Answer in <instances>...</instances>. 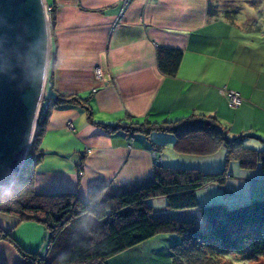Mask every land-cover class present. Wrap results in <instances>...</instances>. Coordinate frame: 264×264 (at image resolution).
<instances>
[{
    "label": "crops",
    "instance_id": "obj_1",
    "mask_svg": "<svg viewBox=\"0 0 264 264\" xmlns=\"http://www.w3.org/2000/svg\"><path fill=\"white\" fill-rule=\"evenodd\" d=\"M45 1L50 13L53 9L55 13L54 61L45 97L62 94L87 98L93 120L77 105L51 110L40 145L45 155L35 171L37 193L69 192L88 201L93 192L109 196L144 186L152 179L156 162L174 167L187 165L186 155L183 159L174 150V137L168 133L147 137L121 129L112 131L110 126L120 122L214 115L231 138L245 135L246 146L264 148V56L254 48V38L246 37L248 34L237 30L223 15L212 16L208 0H132L123 15V0ZM161 48L183 51L175 75L160 66ZM98 69L102 70L101 76ZM228 91L240 92L243 104L232 106ZM218 157L223 160L220 165L210 158L196 167L222 170L225 155ZM210 188L220 192L221 202L231 207L243 205L264 198V172L260 165L241 168L232 162L224 184H208L197 190L200 204L211 203L203 193ZM163 205L164 213H157L154 207L155 214L201 221L197 209L171 210L166 199ZM178 212L188 215L177 217ZM0 229L10 231L28 252L47 251V231L40 223L20 222L14 215L0 213ZM88 229L89 225L84 233ZM170 238L166 243L172 242L165 251L169 257L176 243ZM128 250L107 263L115 264L117 256ZM263 258L243 260L262 264ZM21 261L18 249L1 239L0 262ZM167 261L165 264H172V259Z\"/></svg>",
    "mask_w": 264,
    "mask_h": 264
},
{
    "label": "trees",
    "instance_id": "obj_2",
    "mask_svg": "<svg viewBox=\"0 0 264 264\" xmlns=\"http://www.w3.org/2000/svg\"><path fill=\"white\" fill-rule=\"evenodd\" d=\"M208 3L212 16L233 19L230 9L223 6L219 9L215 0ZM50 18L53 39L54 9ZM183 56L182 50L170 48H161L158 53L160 66L170 75L178 72ZM43 100L24 166L14 185L0 194V213L14 215L20 222L40 223L47 231V251L43 254L26 251L10 231L0 229V240H8L20 252V264H108V259L162 233H175L181 239L170 248L172 264H234L230 260L221 262L227 259L223 255L226 252L237 253L246 260L264 257V198L231 207L224 202L200 204L197 197V190L205 185L224 184L232 162L241 168L260 165L264 172V148L246 146L245 135L231 138L228 129L214 115L192 114L163 122H120L110 126L112 131L121 129L130 135L147 137L157 132L172 134L174 150L182 155L207 157L225 147L224 169L207 171L156 162L152 179L132 191L109 196L93 192L88 201L69 192L41 194L34 188L35 171L45 155L40 145L51 110L77 105L93 120L87 98L57 94L44 96ZM160 197L166 199L171 210L197 209L201 221L155 214L152 200ZM83 217L91 221L89 229L71 239L68 224Z\"/></svg>",
    "mask_w": 264,
    "mask_h": 264
},
{
    "label": "water",
    "instance_id": "obj_3",
    "mask_svg": "<svg viewBox=\"0 0 264 264\" xmlns=\"http://www.w3.org/2000/svg\"><path fill=\"white\" fill-rule=\"evenodd\" d=\"M45 0H0V194L31 149L51 61Z\"/></svg>",
    "mask_w": 264,
    "mask_h": 264
},
{
    "label": "rangeland",
    "instance_id": "obj_4",
    "mask_svg": "<svg viewBox=\"0 0 264 264\" xmlns=\"http://www.w3.org/2000/svg\"><path fill=\"white\" fill-rule=\"evenodd\" d=\"M48 2H51V0H47ZM215 5L219 7V9L223 6L231 10L233 14V19H231V22L235 28L242 30V33L248 34L246 37L254 38L256 42L252 43L257 48L262 56H264V0H215ZM216 7V8H217ZM48 14V12H47ZM225 18H227L225 15H223ZM48 20L50 21L49 16ZM244 30V31H243ZM53 61L54 57L52 56L50 61V69L48 72V77H51V71L53 67ZM49 80V79H48ZM50 84V83H49ZM48 84V85H49ZM50 88V87H49ZM48 91V90H47ZM45 96V95H44ZM43 103V102H42ZM42 105V104H41ZM41 109V106H40ZM40 113V112H39ZM170 137H174L172 134H169ZM171 151V150H169ZM225 147L220 148V150L212 155L210 158L214 161H217V163L223 161L218 156L225 155ZM168 153V149H167ZM183 157V155L181 156ZM193 157V158H192ZM198 157V158H197ZM210 158H201L200 156H187L186 159L187 165H183V168L194 167L199 168L196 166H199L200 161H207ZM184 159V157H183ZM216 159V160H215ZM224 159V158H223ZM222 163V162H221ZM192 164V165H190ZM203 169V168H200ZM205 170V169H203ZM204 195L208 197V199L211 203H218L221 202L222 196L220 192L212 190L205 191ZM205 196V197H206ZM165 198H155L152 200V204L155 208H157L156 212H160V214L164 213V209L162 208L164 205ZM234 204V203H233ZM237 205H232V207ZM183 213V212H182ZM187 213L181 214L180 212L176 213L175 216L177 217H187ZM193 215V214H190ZM164 216V215H161ZM91 224V221H88L87 218L83 217L81 219H74L70 224L67 226V233L68 236L72 238H76L78 234L84 233V230L88 228V225ZM157 238H152L149 242L145 241L138 246L134 247L133 250H128L125 253L117 256V260L115 261V264H165L168 262L167 260L171 261V256L169 257L168 254L165 253V251L168 252V247L172 241H166L168 239H175L176 243H179L181 241L180 237L177 234H167L162 233L158 234ZM156 239V240H155ZM170 242V243H169ZM174 242V241H173ZM162 243H166L165 245H162ZM173 243V244H176ZM226 258L231 259L234 264H247V262H244L243 258H236L234 256L235 253L233 252H226L223 254ZM264 259V258H263ZM221 262H229L227 259H222ZM264 264V262H261Z\"/></svg>",
    "mask_w": 264,
    "mask_h": 264
},
{
    "label": "built area",
    "instance_id": "obj_5",
    "mask_svg": "<svg viewBox=\"0 0 264 264\" xmlns=\"http://www.w3.org/2000/svg\"><path fill=\"white\" fill-rule=\"evenodd\" d=\"M131 3H132V0H123L121 15H123L124 12L130 7ZM47 12H48V16L50 18V12H51L50 7H47ZM97 73L99 76H101L102 70L98 69ZM226 95H227L229 102L231 103L232 106L239 107L243 104L244 100H243V97H242L240 92L228 91V93ZM70 126H72L71 123H70Z\"/></svg>",
    "mask_w": 264,
    "mask_h": 264
}]
</instances>
